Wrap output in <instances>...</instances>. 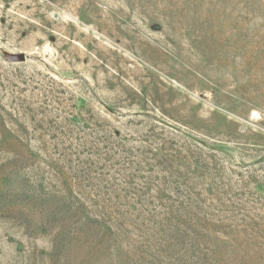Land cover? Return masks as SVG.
Instances as JSON below:
<instances>
[{"label": "rangeland", "instance_id": "rangeland-1", "mask_svg": "<svg viewBox=\"0 0 264 264\" xmlns=\"http://www.w3.org/2000/svg\"><path fill=\"white\" fill-rule=\"evenodd\" d=\"M0 264H264V0H0Z\"/></svg>", "mask_w": 264, "mask_h": 264}, {"label": "water", "instance_id": "water-1", "mask_svg": "<svg viewBox=\"0 0 264 264\" xmlns=\"http://www.w3.org/2000/svg\"><path fill=\"white\" fill-rule=\"evenodd\" d=\"M3 56L7 61L11 63H22L25 60V55L22 53L20 54L4 53Z\"/></svg>", "mask_w": 264, "mask_h": 264}]
</instances>
